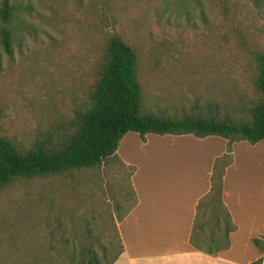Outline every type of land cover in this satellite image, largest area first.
<instances>
[{"label":"rangeland","instance_id":"1","mask_svg":"<svg viewBox=\"0 0 264 264\" xmlns=\"http://www.w3.org/2000/svg\"><path fill=\"white\" fill-rule=\"evenodd\" d=\"M9 3L16 18L12 53L0 46V138L22 150L70 132L112 37L136 54L144 113L239 120L258 98L264 0ZM130 171L108 158L0 188V264H80L91 253L110 262L121 249L116 221L133 202Z\"/></svg>","mask_w":264,"mask_h":264},{"label":"crops","instance_id":"2","mask_svg":"<svg viewBox=\"0 0 264 264\" xmlns=\"http://www.w3.org/2000/svg\"><path fill=\"white\" fill-rule=\"evenodd\" d=\"M245 141L231 145L223 171L221 201L234 231L228 249L215 255L194 244L217 232L208 197L215 163L226 155L228 142L219 137L126 134L115 158L130 168L133 202L116 221L121 252L113 264H251L262 259L253 240L264 242V146ZM219 161V162H218ZM225 161L224 163H226ZM208 222L194 232V223ZM217 227L218 229L214 228Z\"/></svg>","mask_w":264,"mask_h":264},{"label":"trees","instance_id":"3","mask_svg":"<svg viewBox=\"0 0 264 264\" xmlns=\"http://www.w3.org/2000/svg\"><path fill=\"white\" fill-rule=\"evenodd\" d=\"M15 18V9L9 0H2L0 46L8 55L12 53ZM254 61L256 75L253 85L258 98L247 109L246 119L194 113L179 119L161 117L142 111L136 54L119 38L112 37L99 58L87 105L75 111L70 132L59 136L56 144L36 140L28 150L0 138V188L15 181L93 169L115 154L120 141L128 133H136L142 140L147 134L192 135L199 139L219 137L228 142L226 155L219 160L221 163H215L210 193L197 206L198 211L205 205L212 208L219 229L215 226L218 233L211 232L207 240L194 244V247L208 255L224 251L229 247L228 237L234 231V225L221 201L223 171L217 169L218 165L224 168L230 164L233 143L245 141L255 145L264 142V54H256ZM207 224H199L196 219L194 232ZM253 244L260 254L264 253V242L254 239ZM120 252L107 264H113ZM92 254L80 264H100L98 257ZM251 264H264V261L260 258Z\"/></svg>","mask_w":264,"mask_h":264}]
</instances>
